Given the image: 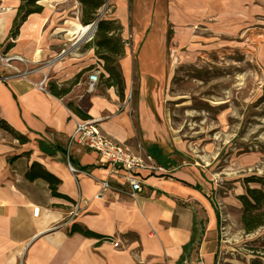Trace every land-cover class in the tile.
I'll list each match as a JSON object with an SVG mask.
<instances>
[{
	"label": "crops",
	"instance_id": "0c3cea01",
	"mask_svg": "<svg viewBox=\"0 0 264 264\" xmlns=\"http://www.w3.org/2000/svg\"><path fill=\"white\" fill-rule=\"evenodd\" d=\"M67 1L40 0L42 11L26 17L13 41L12 49L27 63L53 59L54 64L38 66L26 77L0 78V119L27 139L20 144L0 128V264H217L224 218L212 198L216 194L212 179L199 165L177 161L181 160L176 153L177 143L165 135L167 123L161 97L167 79L166 61L152 55V48L160 51L156 32L148 30L143 36L134 59L126 47L118 61L124 83L128 77L131 79L133 70L138 81L132 108L121 109L113 87L100 84L102 90L98 91L94 84L89 89L88 73L94 71L92 68H97L99 74L103 72L92 47L76 61L64 55L68 50L63 48L66 32L73 28V32L80 33L83 26L76 7L64 6ZM190 1L196 15L183 20L189 22L186 26L207 16L205 2ZM18 4L19 0H0V45L8 37ZM70 13L75 15L72 22ZM109 17L118 20L121 35L126 38L129 11L125 0ZM49 39L56 44L62 42L55 54L60 59L48 54ZM81 71L78 82L61 97L51 94L47 85L45 91L33 86L43 75L49 80L50 72L63 85L64 80ZM68 103L133 152L158 155L161 161L156 163L166 173H143L142 190L135 199H94L96 180L105 178L107 172L95 152L69 144L75 122L83 119ZM33 162L60 180L58 192L69 199L52 196L44 180L25 177ZM79 195L90 199V203L64 225ZM36 207L38 213L34 215ZM75 224L101 237L70 233ZM110 239L118 241L119 246L114 247Z\"/></svg>",
	"mask_w": 264,
	"mask_h": 264
},
{
	"label": "rangeland",
	"instance_id": "374dc122",
	"mask_svg": "<svg viewBox=\"0 0 264 264\" xmlns=\"http://www.w3.org/2000/svg\"><path fill=\"white\" fill-rule=\"evenodd\" d=\"M122 1L105 0L99 16L111 18L109 15ZM201 1L208 5L207 16L186 26L189 22L183 20L189 21L190 15H196L190 0H125L129 31L123 39L134 59L148 30L156 32L160 51L154 47L152 55L166 61L167 79L161 97L167 123L165 135L177 143L176 153L181 156L177 161L199 165L214 182L216 194L212 198L224 218L217 264H249L263 246L260 237L263 228L245 233L237 197L245 193L246 186L264 190V0H197ZM64 6L76 7L75 13L80 16L81 6L76 0H69ZM70 14L72 22L75 15ZM93 35L89 40L77 41L79 32L71 28L63 39L66 46L61 41L56 44L53 39L48 40V54L60 59L55 54L63 46L68 48L66 58L76 61L85 55ZM5 44L4 41L0 45V52L18 54L12 48L4 52ZM54 62L49 59L48 63L25 64L11 60L10 65L15 73V70L34 71ZM8 73V69L0 66V78L10 77ZM75 75L64 80L63 85H69ZM49 76L47 82L62 85L54 79L53 72ZM95 84L98 91L102 90L100 76ZM137 87V74L133 70L123 98L118 97L119 108H132ZM129 90L132 97L126 100ZM129 114L133 118L134 113ZM153 156L156 162L161 161L158 155Z\"/></svg>",
	"mask_w": 264,
	"mask_h": 264
},
{
	"label": "trees",
	"instance_id": "16d2710c",
	"mask_svg": "<svg viewBox=\"0 0 264 264\" xmlns=\"http://www.w3.org/2000/svg\"><path fill=\"white\" fill-rule=\"evenodd\" d=\"M40 0H19L13 17L12 25L6 38L4 52H7L14 45V40L19 33V29L26 17L33 13H40L42 6L38 4ZM80 8V22L82 25L90 24L97 21L94 35L88 44V47L94 49V54L102 62L103 72L100 73V84L106 87H113L117 96L122 99L125 88L124 80L119 69L118 61L124 55L126 41L123 39L122 26L112 18L99 16V10L105 4V0H76ZM87 70V69H85ZM82 71L74 76L69 85H58L55 81H48L47 86L51 94L61 97L67 94L71 88L78 82ZM98 76V80H99ZM68 106L83 120L89 119V115L83 114L78 108L73 107L71 103ZM0 128L5 130L13 138L17 139L20 144L27 142V139L13 130L7 123L0 119ZM25 177L29 180L40 178L47 183L50 194L54 197L68 198L58 192L60 180L46 171L38 162H33L26 170ZM249 181V180H247ZM241 202L240 222L245 233H252L258 228H263L260 235L262 248L256 253L249 264H264V190L246 186L245 193L237 197ZM69 199V198H68ZM79 232L85 236H101L79 225H73L70 233ZM109 240V239H108ZM111 240V239H110Z\"/></svg>",
	"mask_w": 264,
	"mask_h": 264
},
{
	"label": "built area",
	"instance_id": "2783aa9c",
	"mask_svg": "<svg viewBox=\"0 0 264 264\" xmlns=\"http://www.w3.org/2000/svg\"><path fill=\"white\" fill-rule=\"evenodd\" d=\"M2 53V52H0ZM11 60L22 61L27 64V60L18 55L10 56L0 54V66L8 69L11 76L26 77L32 71H23L12 73ZM47 75H43L33 86L41 91L46 90ZM89 88L98 81V72L90 71L88 73ZM132 97V92H127L126 100ZM125 100V101H126ZM76 143L87 150L95 152L107 172V176L96 180L97 190L93 195L96 200L112 198L113 201H123L135 199L141 192L143 186V173L145 174H165V169L154 160L148 152H133L127 145L115 141L113 138L103 133L94 120H77L74 131L69 138V144ZM69 170L74 173L75 169L68 165ZM90 199L79 195L71 204L67 218L63 222L67 225L75 218L88 204ZM38 207L33 209V214L37 215ZM112 241V240H111ZM114 247L119 246L118 241H112Z\"/></svg>",
	"mask_w": 264,
	"mask_h": 264
},
{
	"label": "water",
	"instance_id": "95a60500",
	"mask_svg": "<svg viewBox=\"0 0 264 264\" xmlns=\"http://www.w3.org/2000/svg\"><path fill=\"white\" fill-rule=\"evenodd\" d=\"M96 23H97V21H94V22H92L90 24L83 25L82 27H86V26H88V27H87V29L85 31H82L80 33L81 35L79 34V36L77 38V41L82 40V39L83 40H87V39L89 40V38H91V36L95 32Z\"/></svg>",
	"mask_w": 264,
	"mask_h": 264
},
{
	"label": "bare ground",
	"instance_id": "6f19581e",
	"mask_svg": "<svg viewBox=\"0 0 264 264\" xmlns=\"http://www.w3.org/2000/svg\"><path fill=\"white\" fill-rule=\"evenodd\" d=\"M87 27H88V26H86V27H81V29H80V33H81L82 31H85V30L87 29ZM80 33H79V34H80ZM80 35H81V34H80ZM77 38H78V37H77Z\"/></svg>",
	"mask_w": 264,
	"mask_h": 264
}]
</instances>
